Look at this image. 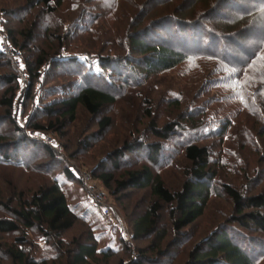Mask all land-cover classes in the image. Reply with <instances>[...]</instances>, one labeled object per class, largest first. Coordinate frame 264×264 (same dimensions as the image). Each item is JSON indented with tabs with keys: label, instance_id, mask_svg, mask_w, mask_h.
Here are the masks:
<instances>
[{
	"label": "trees",
	"instance_id": "obj_1",
	"mask_svg": "<svg viewBox=\"0 0 264 264\" xmlns=\"http://www.w3.org/2000/svg\"><path fill=\"white\" fill-rule=\"evenodd\" d=\"M24 1V15L41 7L45 14L53 16L64 4V0ZM164 1L126 2L130 5L131 13L127 36L123 42L125 56L112 53L91 57L81 51L63 54L66 43L80 41V36L86 32L82 26L76 32L73 30L74 25L70 24L63 32L65 35H57L58 46H53L54 50L58 48L62 52L54 55L56 57H51V53H42L33 62L24 57V51L37 40L34 31L36 25L23 33L24 44H20L15 39L14 32L10 31L15 47L23 52V62L30 80L22 91L19 73L8 56L0 50V68L6 64L9 69L8 73L0 76V108L4 110V115L0 116V166L30 170L31 165L23 157H31L34 159L33 172L49 178L31 192H17L15 189L10 196L0 194V212L3 213H0V240L14 236L11 244L0 243V256L6 257L10 264H112L113 260L118 264H175L178 254L182 255L194 242L193 228L206 214L210 201L215 196L231 200L235 215L227 224L221 225L207 239L198 243L182 264H261L260 260L264 259V191L251 194L249 189H241L239 184L218 183L219 163L212 167L215 160L213 150L203 141L205 137L223 140L233 128L244 123L242 117L245 116L241 114L242 117L237 118L238 120H232L230 114L233 111L224 113V107L213 111L207 100L200 104H189L191 95L175 94L171 99L163 101L162 106L166 109L179 111L178 118L166 121L163 126L159 124L160 113H156L152 102H140L141 120L148 122L147 130L155 141L147 142L143 139V134L137 136L141 131L135 132L130 139L126 138L116 150L107 155L106 162L89 172L91 181L101 183L120 206L124 198L128 199L129 195L138 192H146L153 199L145 212L126 215L132 225L134 248L125 239L122 240L121 250H115L112 246L101 247V240L94 233L87 217L78 215L69 206L63 185L71 181L87 187L82 171L69 163V157L78 159L77 154L92 150L95 142L93 139L97 137H86V140L79 143L77 154L70 153L72 147L64 130L69 123L76 122L79 110L84 109L94 119L100 132L97 135L101 136L115 124L113 117L107 113L109 108L116 104L134 102L130 99L134 97L132 94H138V90L152 76L174 72L191 57L201 54L198 51H194V54L192 49H199L203 44L213 47L217 41L226 40V37L217 36L208 27L209 21L214 20L215 8L209 11L202 7V12H196L197 7L203 6L205 0H186L175 7V13L161 15L156 9L165 4ZM220 2V8L223 9L220 13L227 16L225 19H230L232 14L249 16L238 12L250 8L251 2L247 1V5L244 0ZM229 4L234 10L228 13L223 6ZM250 13L255 15L254 11ZM145 23L147 25L142 27ZM236 38L239 41L235 38L229 40L230 45L235 48L236 43L240 42V37ZM196 44L198 45L195 46ZM251 50L254 49L247 50L248 54ZM220 54L221 56L215 57L225 67L239 73L244 65L237 64L225 51ZM255 59L253 57L247 65ZM45 65H48L44 72L47 84L59 78L69 79V83L50 87L42 92L40 88L45 83L41 87L38 84L42 82L41 70ZM109 69L113 73V79L124 85L123 89L114 87L112 91H107L100 87L105 83L104 75ZM194 94L201 100L198 97L199 91ZM52 96L57 97L45 102ZM255 98L259 100L258 96ZM37 100L39 107H33L30 116L21 123L18 109L23 106L24 111L28 103L34 106ZM187 104L189 105L186 106ZM131 106L136 108L134 104ZM245 108L258 125L248 139L240 141L239 150L244 155L247 149L244 144L252 142L254 135L264 139L263 110L258 112L254 103L251 109L250 106ZM40 113L46 116L45 121L36 120ZM38 132L57 136L63 153L30 136V133ZM173 143L178 145L176 156L166 150V146ZM252 143L256 147L257 143ZM179 152L191 165V169L177 191L167 185L158 168L172 167ZM140 154L144 155L141 159L145 162L144 166H131L133 158ZM242 166L247 168L242 176L244 181L251 182V169L247 165ZM116 174L124 178L121 179ZM257 174H260L259 170ZM83 227L84 232L80 229ZM254 233L255 235H251ZM149 239L152 242L143 247L141 242ZM134 251L136 255L132 256Z\"/></svg>",
	"mask_w": 264,
	"mask_h": 264
},
{
	"label": "rangeland",
	"instance_id": "obj_2",
	"mask_svg": "<svg viewBox=\"0 0 264 264\" xmlns=\"http://www.w3.org/2000/svg\"><path fill=\"white\" fill-rule=\"evenodd\" d=\"M139 1L145 2V0ZM184 1L186 0H165V4L157 7L159 10L156 9V11L159 13L161 12V15H167L172 12L175 13V7L182 4ZM220 1L221 0H205L202 3L203 6L200 5L201 7H197L196 12H202L201 10H203V8H207L209 11L215 8L216 13L213 16L214 20L209 21L208 27L214 30L217 36L226 37L227 41L222 39V41H217L213 47L203 44L199 49H192L194 54H196L194 51H198L201 54L198 53V55H194L184 66L174 72L152 76L142 89L138 90V94H132L134 97L130 99L134 102L116 104L109 108L107 113L113 117L115 124L109 131L101 136L97 135L100 134V132L98 131L94 119L82 108L78 112L76 122L67 125V129L64 131L72 147L70 150L71 154H77L79 143L82 140H86V137L90 135L97 136L93 139L95 142L93 143L94 148L92 150L85 153L79 152L80 154L76 155L78 159L69 157V163L80 169L82 175L83 173L89 174L92 169L106 162L107 155L116 150L126 138L130 139L131 135L135 132L141 131L142 133L137 134V136L140 137V135L142 136L143 134L144 136L142 137H144L143 139L147 140V142L155 141L147 130L146 123L148 122L141 120V108L139 107V103L145 100L151 101L152 106L156 109V113H160L158 118L159 124L163 126L166 121H170V119L176 118L177 116L179 117V111L170 108L166 109L165 106H162L163 101H165L166 98L171 99L170 97L172 95L181 94L186 96L191 95L192 98H189V104L192 105L195 103L200 104L202 101L207 100L210 109L213 111L220 110L223 107L226 110L224 113L233 111V113L230 114L232 120H238L241 114L245 116H241L244 123L235 129L233 128L230 134L228 133L223 140L205 137L203 141H205V145L213 150V158L215 160L212 167H214L216 163H219L217 169L218 183L239 184L241 189H249V193H261L264 191V149H262L264 146V139L262 140V138L260 139L257 135H254L255 137L252 138V142L257 143L256 147L253 146L252 142L248 141V143L244 144V146L247 147L245 155L239 150V146L241 145L240 141L246 138L248 139L249 134H251L252 130L255 132L254 129L256 125H258L254 117L248 114L250 112L245 107L250 106L251 109V105L254 103L258 112L263 110L262 115H264V0H244V4L247 5L251 2L252 5L250 4V8L241 9V11L238 10V13H247L246 15L249 16H234V14H232L230 19H225L227 16H223V14L220 13V10H223L221 9L222 6H220ZM126 2L133 3V0H64V4L59 12L53 16H49L44 13V9L41 7L30 11L28 15H24L23 12L26 7L24 0H0V50L2 45L6 43L15 47L11 40L10 31L14 32L15 39L19 41L20 44H24L25 40L22 38L23 33L36 25L34 31L37 40L30 44L28 50L26 49V51H24V57H28L35 62L42 53H48V55L51 53V57L59 55L62 51L58 50V48L54 50L53 47L57 45V35H65V30H67L71 24L74 26L78 25L75 29L73 26L74 31H79L80 26H82L86 32L84 30L85 33L80 36V41L72 40L70 43H66L63 54L67 55V53L81 51L88 53L91 57H93V55L103 56L112 53H114V55L125 56L123 42L127 36V24L129 23L131 13L129 11L130 5ZM223 8L228 13L234 10L231 8V4H229V6H223ZM236 10L237 8L235 11ZM251 11H254V16L250 13ZM185 17L189 18L186 14ZM145 25H147V23L142 27ZM42 28L47 29L45 34L43 33L45 29L43 30ZM235 31H237V33H235ZM55 32H58V34L54 35ZM131 33H133V31H131ZM237 36L240 37V44L236 43L237 46L235 48L230 45L229 40H233L234 38L238 40L236 38ZM197 45L198 44L195 46ZM250 49L254 50H251L248 54L247 50ZM223 51H225L226 54H230V58L236 60L237 64L244 65L239 69V73L236 70L225 67L219 59L215 57V55L221 56L220 53ZM253 57H256L255 61L247 65ZM7 58L11 60V58ZM95 62L97 61L95 60ZM47 66L48 65L42 67V82L38 84L39 87H41V84L45 83L42 84L43 86L40 88L42 92L44 89L63 86L69 83V79L64 80L63 78H59L47 84L46 77L44 76ZM96 71L97 73L100 72L97 67ZM8 72L9 69L6 64H3L2 68H0V76ZM25 73H28L26 66ZM104 78L105 83L100 85L103 90L112 91L114 87L124 88V85L120 83L119 80L113 79V73L110 69L105 73ZM27 79L28 81H22L21 79V84L23 86L21 88L22 91H24L27 82L30 80L29 76ZM198 91V97H201V100L197 98V96L195 97L194 93ZM19 95H21V92H19ZM256 96H258L259 100L255 98ZM56 97L57 96H52V98L46 99L45 102ZM39 104L38 100L34 103V106L28 103L24 111L23 106H21V109L17 111L20 122H25L28 116H30L31 111H33V107H39ZM133 104L136 108L131 106ZM182 106L184 105L182 104ZM1 115H4V110L0 108V116ZM36 120L45 121L46 116L40 113ZM208 132L209 131H207V133ZM51 136L55 144L57 143L60 146L57 141L58 137L52 134ZM176 147H178L177 143L169 144L166 146V150L172 152L176 156V152H178ZM258 151H260V153ZM231 153H236V155H231ZM142 156L144 155L140 154L136 155L134 158L132 157L133 164L131 166H144L145 162L141 160L143 158ZM23 159L31 165L29 166L31 171L24 168H16L14 166H0V194L2 193L10 196L11 192L15 191V189L17 192H31L33 189H37L36 187L43 184L46 179H49L43 174L33 172V158L23 157ZM128 160L129 159H127V161ZM174 163L172 167L166 166L165 168H158V171L167 185L172 190L178 191L186 180L191 165L180 152L174 160ZM240 164L247 165L251 169L249 170V174L252 173L251 182L244 181L242 176L244 170L247 168L242 165L240 167ZM258 170L260 174H257ZM117 175L121 177V179L124 178L122 175L116 174V176ZM90 187L96 188L107 194L108 202L114 210L113 214L106 215L104 213V207L96 203L88 186L82 187L80 184L71 181L63 185V190L66 194L69 206L78 215L87 217L94 233L101 240V247L112 246L115 250H121L122 240L125 239L124 241L127 240L134 248L135 246L132 242V225L126 215L127 213L132 215L134 212L138 215L145 212L147 206L152 203L153 199L146 192H138L129 195L130 197L128 199L124 198L120 206L119 203L109 195L108 191L101 183L91 181ZM0 213L1 215L3 214L2 212ZM234 215L233 202L231 200L224 197H213L206 214L193 228V234L195 235L194 242L191 243L190 247H187V250L182 255L179 256L178 254L175 264L184 263L188 258L189 252L198 243L207 239L210 234L221 225L227 224L229 219H233ZM80 229L83 232L85 231L84 227ZM251 235H255V233ZM173 236L174 233H172V238ZM13 237L14 236L9 237L10 239L7 237L5 240L1 239L0 243L6 242L11 244ZM70 237L71 236H69V238ZM150 242H152V239L141 242V244L145 247ZM135 255L136 251L132 253V256ZM260 261L261 264H264L263 258ZM0 264H10V261L6 259V257L0 256ZM112 264H118V262H114L113 260Z\"/></svg>",
	"mask_w": 264,
	"mask_h": 264
},
{
	"label": "built area",
	"instance_id": "obj_3",
	"mask_svg": "<svg viewBox=\"0 0 264 264\" xmlns=\"http://www.w3.org/2000/svg\"><path fill=\"white\" fill-rule=\"evenodd\" d=\"M2 52L4 54H6L9 58H11L12 60V64L13 67L15 68V70L19 73L20 78L22 79V81L26 80L28 81V75L27 73H25V66H24V62H23V53L21 50L15 48L13 45L11 44H3L2 48H1ZM30 136L41 140L43 142H45L46 144L52 146L53 148H55L58 152L63 153L62 148L55 142L54 139L52 138L51 135L49 134H45L42 132H38V133H30ZM83 178L84 181L86 183V185L90 188L91 193L94 196V199L96 201V203L100 206L104 207V213L106 215H111L114 213L113 208L111 207L110 203L108 202V197L107 194L96 189L93 187H90L91 185V177L89 174L87 173H83Z\"/></svg>",
	"mask_w": 264,
	"mask_h": 264
}]
</instances>
